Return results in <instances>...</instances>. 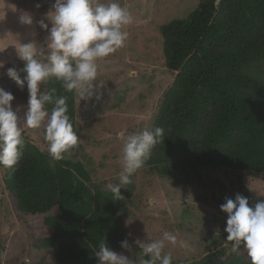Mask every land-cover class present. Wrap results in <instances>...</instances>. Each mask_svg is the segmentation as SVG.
<instances>
[{
  "label": "trees",
  "instance_id": "16d2710c",
  "mask_svg": "<svg viewBox=\"0 0 264 264\" xmlns=\"http://www.w3.org/2000/svg\"><path fill=\"white\" fill-rule=\"evenodd\" d=\"M200 0L186 20L161 28L166 68L178 72L165 94L155 127L165 129L141 169L174 179L181 166L211 168L264 177V0ZM44 92L65 96L68 115L78 131L75 92L55 80ZM53 105H48L51 113ZM16 171L4 183L18 209L27 215L60 213L44 218L45 248H57L56 264H91L102 240L123 250L121 225L125 204L91 180L82 163L51 165L48 154L25 139ZM74 150V149H73ZM33 227V224H32ZM213 238L209 249L216 246ZM188 264H251L245 252L226 258L208 255Z\"/></svg>",
  "mask_w": 264,
  "mask_h": 264
},
{
  "label": "rangeland",
  "instance_id": "374dc122",
  "mask_svg": "<svg viewBox=\"0 0 264 264\" xmlns=\"http://www.w3.org/2000/svg\"><path fill=\"white\" fill-rule=\"evenodd\" d=\"M116 2L131 14L132 23L125 28L128 37L114 54L97 61L95 83L99 99L94 97L85 104L76 96L80 140L64 158L85 165L92 182L107 192H111L107 188L109 183H118L122 169V137L146 128L152 130L163 98L178 74L166 68L161 28L175 20H186L198 8L200 0ZM53 3L54 0H0V62L3 63L0 87L13 94L12 104L18 119L26 111L27 86L21 89L6 72L8 68L19 71L23 67L15 51L19 44L35 42L38 49L44 47L48 33L38 21ZM24 13L32 16L31 25L20 23ZM45 22L50 28V22ZM20 75L23 78L25 73ZM45 84L40 85L41 92ZM46 123L43 121L36 129L25 127L22 135L48 154L44 139ZM50 161L51 165L57 163L51 157ZM4 178L5 171L0 167V264H56L57 248H45L41 232L43 219L59 214L60 208L39 216L22 213ZM130 180L121 189L120 202L127 207V212L121 214V225L131 251H115L129 258H135L140 251L135 240L159 239L164 231L177 237L175 245L169 243L164 249L165 253H171L172 264H188L208 255L226 258L231 254V242L226 240L224 231L227 214L220 210L225 197L234 199L239 193L249 198L250 206L264 200L263 176L232 170L181 166L171 179L146 168L137 170ZM213 238L218 244L209 249ZM91 264H97V260Z\"/></svg>",
  "mask_w": 264,
  "mask_h": 264
},
{
  "label": "clouds",
  "instance_id": "9594fccd",
  "mask_svg": "<svg viewBox=\"0 0 264 264\" xmlns=\"http://www.w3.org/2000/svg\"><path fill=\"white\" fill-rule=\"evenodd\" d=\"M19 19L23 25L33 23L28 13ZM46 20L50 22V28ZM131 23V14L116 0L107 3L54 0L51 9L38 21L48 33L44 47L38 49L35 42L19 44L15 51L17 58L23 61V67L19 71L15 67L8 68L6 72L21 89L27 86L28 101L22 119H18L17 111L13 109V94L0 87V166L16 171L25 147L23 129L39 128L45 120L44 139L51 159L61 161L66 154L72 153L80 138L68 115L67 98L54 95V88L42 93L40 85L55 79L64 91L75 92L80 103L87 104L94 97L99 99L95 83L97 61L124 46L128 37L125 28ZM0 67H3L2 62ZM20 73H25L23 78ZM48 105H53L51 113L47 110ZM122 139V169L118 183L107 185L116 200H119L123 186L131 182V175L150 159L155 146L165 141V129L146 128ZM220 210L227 214L224 231L226 240L231 242L230 253L243 250L251 264H264V200L250 206L249 198L237 193L234 199L225 197ZM176 240V235L168 231H164L159 239H137L134 243L140 251L135 258L115 252L102 240L94 256L97 264H172L171 253H165L164 249L169 243L175 245ZM120 246L131 251L127 238L120 241Z\"/></svg>",
  "mask_w": 264,
  "mask_h": 264
},
{
  "label": "water",
  "instance_id": "95a60500",
  "mask_svg": "<svg viewBox=\"0 0 264 264\" xmlns=\"http://www.w3.org/2000/svg\"><path fill=\"white\" fill-rule=\"evenodd\" d=\"M220 2H221V1H220V0H218V1L216 2V5L218 6V5L220 4Z\"/></svg>",
  "mask_w": 264,
  "mask_h": 264
}]
</instances>
